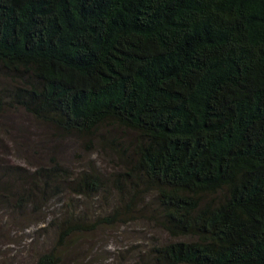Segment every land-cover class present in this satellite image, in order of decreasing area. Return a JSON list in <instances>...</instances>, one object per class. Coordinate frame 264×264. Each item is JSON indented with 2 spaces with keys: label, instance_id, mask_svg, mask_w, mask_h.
Here are the masks:
<instances>
[{
  "label": "trees",
  "instance_id": "1",
  "mask_svg": "<svg viewBox=\"0 0 264 264\" xmlns=\"http://www.w3.org/2000/svg\"><path fill=\"white\" fill-rule=\"evenodd\" d=\"M19 111L113 157L74 170L0 145V228L60 234L35 264H59L68 205L96 196L103 221L175 238L132 264H264V0H0V119Z\"/></svg>",
  "mask_w": 264,
  "mask_h": 264
},
{
  "label": "rangeland",
  "instance_id": "2",
  "mask_svg": "<svg viewBox=\"0 0 264 264\" xmlns=\"http://www.w3.org/2000/svg\"><path fill=\"white\" fill-rule=\"evenodd\" d=\"M24 124L31 126L28 134L21 130L22 127H27ZM9 130L11 135H6V131ZM2 135L6 137L3 139ZM19 136L29 142V144L24 143L28 148L24 151L32 160L57 157L74 170L87 168L88 162L96 163L102 172H111L114 168L111 162L113 157L107 150L101 147L92 151L84 150L77 141L72 139L73 136L58 135L51 127L24 111H19L14 116L9 113L8 117L0 119V145L5 142L10 144L8 153L5 154L14 162L21 164L26 162L23 150L22 156L16 154L15 146L22 149L23 143L16 144L10 139ZM30 139L43 142L33 141L32 143ZM19 142L22 141L19 140ZM77 198L75 205L72 203L68 205L67 211L70 213L76 206L77 211L83 212V218L73 226V231L70 230L72 232L68 231L72 234L66 240L67 245L59 246V264H132L138 260H147L149 257L147 252L155 244L175 239L153 222L131 219L130 215H127L129 218L126 221L120 218L114 222L103 221V218L111 217L110 212L113 210L111 205L114 204L112 200L106 201L102 196H96L94 199ZM51 210L57 213L63 212V209H59L56 204L51 207ZM10 228L8 227V231ZM6 233V228H0L2 248L0 264H35L36 254L52 248L60 236L53 229L41 235L34 233V229H31L27 235L31 236V240L21 237L27 234L26 231L22 234L17 232L16 241L11 243L9 233L6 237L3 236Z\"/></svg>",
  "mask_w": 264,
  "mask_h": 264
}]
</instances>
